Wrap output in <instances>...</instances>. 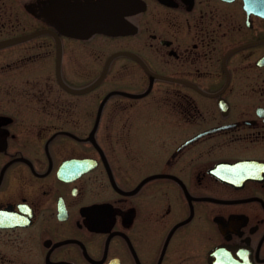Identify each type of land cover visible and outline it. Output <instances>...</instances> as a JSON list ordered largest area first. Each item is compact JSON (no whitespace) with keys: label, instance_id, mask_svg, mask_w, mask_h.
Returning <instances> with one entry per match:
<instances>
[{"label":"flooded vegetation","instance_id":"flooded-vegetation-1","mask_svg":"<svg viewBox=\"0 0 264 264\" xmlns=\"http://www.w3.org/2000/svg\"><path fill=\"white\" fill-rule=\"evenodd\" d=\"M0 38V264H264V0H0Z\"/></svg>","mask_w":264,"mask_h":264},{"label":"rangeland","instance_id":"rangeland-1","mask_svg":"<svg viewBox=\"0 0 264 264\" xmlns=\"http://www.w3.org/2000/svg\"><path fill=\"white\" fill-rule=\"evenodd\" d=\"M1 39V38H0ZM151 97L143 98L138 100L140 104L146 103L149 101ZM165 112L164 111H157L152 107H141L136 112V120L138 122H147V121H163L165 120Z\"/></svg>","mask_w":264,"mask_h":264},{"label":"water","instance_id":"water-1","mask_svg":"<svg viewBox=\"0 0 264 264\" xmlns=\"http://www.w3.org/2000/svg\"><path fill=\"white\" fill-rule=\"evenodd\" d=\"M79 36H80V35H79ZM25 39H28V38H21V39H17V40H11V41H7V42L0 43V48H1V47H5L6 45H10V44L16 43L17 41L25 40ZM118 56H131V57H134L132 54H118ZM112 60H113V58H111V59L109 60V65H110V63H111ZM109 65H108L107 68L105 69L104 74H106ZM104 74H103V75H104ZM96 85H97V84H96ZM96 85L92 86V87L89 88L88 90H85V92L92 90ZM145 95H146V94L141 95V96H136V98H137V99H140V98L145 97Z\"/></svg>","mask_w":264,"mask_h":264}]
</instances>
